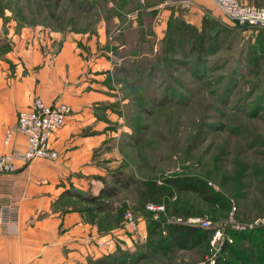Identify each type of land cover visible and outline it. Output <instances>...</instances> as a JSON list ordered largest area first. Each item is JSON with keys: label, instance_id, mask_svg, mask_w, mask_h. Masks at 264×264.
I'll return each mask as SVG.
<instances>
[{"label": "rangeland", "instance_id": "1", "mask_svg": "<svg viewBox=\"0 0 264 264\" xmlns=\"http://www.w3.org/2000/svg\"><path fill=\"white\" fill-rule=\"evenodd\" d=\"M194 6V0H0V57L32 35L53 32L81 37L104 29L109 50L123 46L109 54L117 61L122 120L113 128L108 171L95 179L106 187L118 177L130 185L105 198L113 206L106 211L74 196L63 201L90 208L104 230H122V254L112 233L103 251L115 257L95 264H201L210 239L184 246L170 235L177 218L193 215L211 220L203 227L211 236L220 228L232 237L219 264H264V28L239 26L216 5L221 16ZM204 17L221 25L204 29ZM180 174L207 180L216 201L173 189L166 178ZM129 211L141 220L134 235L124 228Z\"/></svg>", "mask_w": 264, "mask_h": 264}, {"label": "crops", "instance_id": "2", "mask_svg": "<svg viewBox=\"0 0 264 264\" xmlns=\"http://www.w3.org/2000/svg\"><path fill=\"white\" fill-rule=\"evenodd\" d=\"M201 4L221 16L213 0H194V8ZM103 31L29 35L0 57V155L26 146L25 135L15 133L9 144L5 135L35 97L73 108L51 141L58 159L37 158L28 165L18 160L17 171L0 174V209H12L0 221V264H88L102 254L100 240L112 233L122 238L120 229H102L90 208L63 203L73 196L68 191L102 189L95 178L108 171L113 128L122 120L115 106L117 61L109 55L115 50L106 46Z\"/></svg>", "mask_w": 264, "mask_h": 264}, {"label": "built area", "instance_id": "3", "mask_svg": "<svg viewBox=\"0 0 264 264\" xmlns=\"http://www.w3.org/2000/svg\"><path fill=\"white\" fill-rule=\"evenodd\" d=\"M213 1L224 14L236 23L264 28V5L241 0ZM72 114V107L69 104H49L42 98L35 97L28 109L19 112L16 124L9 127L6 131L5 142L7 144L10 143L14 134L19 132L26 136V146L24 148H14L0 155V174L17 171L18 160L24 165H28L37 158L58 159L59 152L52 147L51 141ZM147 207L152 211H163L165 209L162 204H149ZM6 209H0V221H3L5 217H9L12 213L11 208L6 207ZM177 222L199 227H209L211 225V220L195 215L187 218L179 217ZM140 223L141 220L136 219L131 211L127 212L125 231H128L131 235L136 234L140 228ZM108 239L100 240L98 245L107 249L112 243ZM232 242V237L226 236L218 228L210 238V251L207 259L201 264H217L218 260H220L222 248L225 244Z\"/></svg>", "mask_w": 264, "mask_h": 264}, {"label": "trees", "instance_id": "4", "mask_svg": "<svg viewBox=\"0 0 264 264\" xmlns=\"http://www.w3.org/2000/svg\"><path fill=\"white\" fill-rule=\"evenodd\" d=\"M217 25H221V23L218 22L217 20L214 19L206 20L205 17L202 20V26L204 29H208V28L213 29ZM238 25L240 26V24ZM114 182H115L114 186L111 187L103 186L102 189L99 191V193L96 195L86 194L79 190L78 191L74 190L71 193L68 191V194L83 199L84 201L90 204H93L96 207V210L106 211L113 207L106 199H110L117 196L122 188L129 187L131 181L128 179L126 180L118 177L114 179ZM166 182L173 189L179 191L191 190L200 194L204 199H206L209 202L216 201L215 200L216 195L211 192L210 189L211 187L209 186L208 181L199 176L187 175V174L174 175L166 178ZM172 230L173 232H170V235L173 236L172 240L175 243L177 242V244H182L184 246H194V245L197 246L201 243L206 242L211 237V235L207 230H205V228L199 226H191V225L178 223L172 226ZM116 246L119 254L120 253L122 254V238L118 240ZM109 252H110L109 250L108 251L106 250L102 252L101 256H98L96 258L93 257L90 258L88 264H95L97 261L101 259H105L104 261H110L108 258H111L115 254L113 253L110 254ZM219 263L220 262H218V264Z\"/></svg>", "mask_w": 264, "mask_h": 264}]
</instances>
